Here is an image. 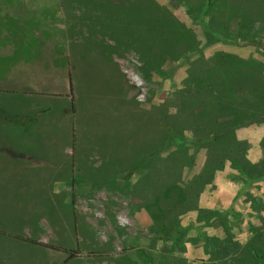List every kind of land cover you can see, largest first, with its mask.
<instances>
[{
	"label": "rangeland",
	"instance_id": "obj_1",
	"mask_svg": "<svg viewBox=\"0 0 264 264\" xmlns=\"http://www.w3.org/2000/svg\"><path fill=\"white\" fill-rule=\"evenodd\" d=\"M126 1L153 2L178 27L183 46L156 71L145 72L133 45L121 44L141 36L143 14L152 19L149 8L136 9L129 13L138 21L125 29ZM204 1L0 0V91L54 72L51 47L68 45L71 24L88 101L73 127L54 105L48 127L31 135L28 169L0 171V264H253L249 245L264 256L255 239L264 230V98L243 86L228 94L235 105L219 113L240 123L233 130L240 159L224 151L216 157L209 141L197 142L188 108L200 95L190 75L211 67L215 54L236 57L240 73L264 82V0H212L206 14ZM112 50L128 98L127 115L116 121L97 105L109 86L104 55ZM207 104L215 106L210 97ZM146 149L154 152L151 164L138 168ZM228 241L234 256L214 247ZM49 248L78 255L69 261Z\"/></svg>",
	"mask_w": 264,
	"mask_h": 264
},
{
	"label": "trees",
	"instance_id": "obj_2",
	"mask_svg": "<svg viewBox=\"0 0 264 264\" xmlns=\"http://www.w3.org/2000/svg\"><path fill=\"white\" fill-rule=\"evenodd\" d=\"M104 1V0H103ZM109 1V0H106ZM127 2V1H126ZM128 4L124 5L127 12V20L125 29L130 28L133 22H137L138 19L136 17V9L147 10L149 8V13L151 15V20L146 18V14H143L141 17V27L143 31L141 32V36L138 35L140 33H135L132 35L125 36V43H121L124 47L133 45L134 50L138 53L141 58L143 69L145 72L148 71H156L159 67V64L164 63L166 60H170L172 56H174L183 45H181L182 38L180 37V33L176 31L178 28L175 25V22L169 12L164 9L159 8L155 3H139V2H127ZM212 0H205L203 2V13L206 14L212 6ZM149 6V7H148ZM154 9V11H152ZM135 11L134 14L129 13ZM91 21V20H89ZM93 27H99L100 31L103 30L102 22L92 21ZM140 27V28H141ZM141 28V29H142ZM80 33H77L79 35ZM120 34V28L116 27L113 38H118ZM121 35L123 33L121 32ZM120 35V36H121ZM130 36L131 40H130ZM126 37L128 42L126 41ZM117 39V40H118ZM87 40V39H86ZM99 46H106L102 44V39H97ZM130 40V41H129ZM119 47V46H118ZM115 50H118L115 48ZM113 51H108L105 56L113 57ZM118 52V51H117ZM170 56V58L168 57ZM236 61V57L228 54L218 53L215 54L209 63H211V67H204L200 74L192 73L190 75V80L196 87V92L200 95L197 97L195 102H192L190 106H188L189 110L195 112L192 116V124H194L195 128L192 130L193 138L201 143L205 140L209 141L213 148V153L216 157H219L220 153L223 152V155H230V158H237L239 149H241V143L238 142L233 136V130L235 127L240 126V123H237L236 120H229L230 116H226L224 114L219 116V113H226L229 111L232 105H235L234 101L228 97L229 93L236 90L237 88L246 86L251 88L256 92L258 100L262 99L264 96L261 87H264V82L255 77H246L244 74L240 73L238 69L234 66ZM159 63V64H158ZM142 75L143 72L141 73ZM250 88V87H249ZM251 89V90H252ZM240 90V89H238ZM185 93V92H184ZM186 94V93H185ZM211 98L215 102V106L210 107L207 104L208 98ZM244 108H250L252 111H256L257 107L255 105H250L243 103ZM202 108V111L200 110ZM210 109V111H205ZM215 109V110H213ZM217 109V110H216ZM213 110V111H211ZM190 111V113H191ZM228 118L227 121L220 122L219 119ZM154 125L156 128V120H154ZM180 128V126H178ZM177 132L176 126H174ZM170 134L168 138H173L176 134L173 129L169 130ZM182 132V131H181ZM145 149V148H144ZM143 149V150H144ZM216 151V152H215ZM147 155V153H149ZM142 157L139 162L138 168L143 166L144 168H148V164H151V160L153 157V150L142 151ZM222 155V156H223ZM141 165V166H140ZM149 167H151L149 165ZM147 174V173H146ZM149 179V178H148ZM257 237L255 238L258 242H264V230H260L256 233ZM229 243V244H228ZM232 242L228 241L225 243V246L221 244H214V247L217 246L220 249L228 250L226 254H232L230 256H234L236 251H230V249L235 248V244H230ZM228 244V245H226ZM42 248H48L43 245H37ZM49 250L62 253L67 256L68 260H73L77 257L78 253L66 251L63 249L49 248ZM244 251V250H243ZM247 255V259L250 263L253 264H264V256L260 254V252L254 248L253 246H247L244 251Z\"/></svg>",
	"mask_w": 264,
	"mask_h": 264
},
{
	"label": "crops",
	"instance_id": "obj_3",
	"mask_svg": "<svg viewBox=\"0 0 264 264\" xmlns=\"http://www.w3.org/2000/svg\"><path fill=\"white\" fill-rule=\"evenodd\" d=\"M65 30L70 37L68 45L51 47L55 57L51 58L52 61H47L48 64H56L54 72L39 75L28 82L19 83L20 80H14L9 83L13 89L5 88L0 91V171L5 174H21L24 169H28L29 161L32 163L29 153L31 135L37 128L42 130L48 127V118L54 105L57 104L63 117L70 118L72 127L75 126L74 120L79 108L88 105L86 88L81 84L84 81L80 79L77 69L78 61L74 60V25L70 24ZM107 63L109 86L104 92L103 101H98L97 105L101 107L106 104L108 119L116 121L124 114L127 115V81L117 63L109 56ZM21 85L23 90L17 87ZM90 101L94 103L93 98ZM64 151L69 153L68 149ZM113 175L114 178L119 175V167H114ZM24 243L39 247L31 242Z\"/></svg>",
	"mask_w": 264,
	"mask_h": 264
}]
</instances>
